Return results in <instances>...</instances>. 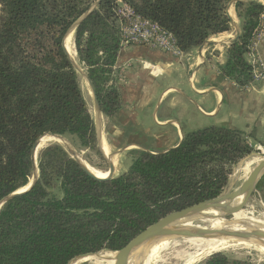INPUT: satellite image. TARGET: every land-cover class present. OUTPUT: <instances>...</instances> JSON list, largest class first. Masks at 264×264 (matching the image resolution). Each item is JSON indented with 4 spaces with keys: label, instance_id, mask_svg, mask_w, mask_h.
Instances as JSON below:
<instances>
[{
    "label": "trees",
    "instance_id": "obj_1",
    "mask_svg": "<svg viewBox=\"0 0 264 264\" xmlns=\"http://www.w3.org/2000/svg\"><path fill=\"white\" fill-rule=\"evenodd\" d=\"M96 1L0 0V201L30 182L33 148L43 133L98 150L95 119L64 48L70 27ZM232 1L102 0L73 34L102 114L112 118L122 107L121 3L170 32L186 53L231 30ZM235 8L241 32L220 71L247 87L256 77L252 44L264 2L238 0ZM253 151L245 131L210 125L167 151H134L125 172L97 180L62 143H50L38 152L35 186L0 208V264H68L81 254L118 250L167 214L220 195L234 166ZM256 190L264 202V175ZM203 264L238 261L218 252Z\"/></svg>",
    "mask_w": 264,
    "mask_h": 264
},
{
    "label": "crops",
    "instance_id": "obj_2",
    "mask_svg": "<svg viewBox=\"0 0 264 264\" xmlns=\"http://www.w3.org/2000/svg\"><path fill=\"white\" fill-rule=\"evenodd\" d=\"M227 11L231 30L210 37L182 57L143 45L121 49L116 70L122 107L111 121L112 132L126 137L119 141V149L102 127V146L106 144L113 155L114 176L131 165L134 151H167L178 146L185 134L210 125L237 128L249 135L254 146L264 145V77L241 87L220 71L227 47L241 32L235 3ZM261 25L264 28V15ZM252 55L259 62L257 71L264 75V33L252 44ZM122 152L129 157L118 169Z\"/></svg>",
    "mask_w": 264,
    "mask_h": 264
},
{
    "label": "water",
    "instance_id": "obj_3",
    "mask_svg": "<svg viewBox=\"0 0 264 264\" xmlns=\"http://www.w3.org/2000/svg\"><path fill=\"white\" fill-rule=\"evenodd\" d=\"M102 0H97L95 3L91 5L86 13H84L76 22L68 30L66 37L64 39V48L66 53L71 60L73 66L77 70V72L86 79L92 93L94 109H95V123L98 135V146L100 151L103 153L105 159L108 162V176L105 178H99L92 176L87 167V163L82 157L81 153L76 149V147L63 135L55 134V133H43L38 140L36 141L32 158H33V175L30 182L23 188L24 190L19 189L7 196H5L0 201V208L7 201L21 196L27 192H29L37 183L39 178L38 164H37V155H38V143L40 138L49 134L54 137H58L66 149L71 153L72 157L80 164L82 169L92 178L97 180H108L114 177V165L111 161L112 154L110 156H106L102 150V118L103 114L100 107V102L98 99V95L95 89V86L88 76L86 70L72 57V55L68 52L67 49V40L68 38L74 34L76 28L93 12L94 9L98 7ZM238 0H233L231 3H236ZM240 34V33H239ZM237 35V37L239 36ZM261 159L252 167L248 175H246L245 179L242 183L233 190H225L215 198L208 199L197 204L188 206L184 209L174 211L172 213L167 214L162 217L155 223L149 225L144 230L139 232L133 238H131L123 247L118 250H109L104 249L101 251H110L114 253L113 256V264H126L132 253L143 243L151 241L158 236H161L166 233H172L179 237H191V238H204V239H224L229 241H253L256 244L264 246V226L259 225V223L252 222L250 225L245 226L244 230H230V229H212L208 226L201 225H185L180 224L181 220H189L194 221L196 219H223L227 221L234 220V216L236 213L244 210L246 205L249 203L254 191L256 190L257 184L261 177L264 175V156H260ZM239 223L246 224V221L242 220ZM99 251V252H101ZM95 252V253H99ZM218 252V251H216ZM95 253H85L72 258L68 264H73L79 257H83L86 255H91ZM212 254V253H211Z\"/></svg>",
    "mask_w": 264,
    "mask_h": 264
},
{
    "label": "bare ground",
    "instance_id": "obj_4",
    "mask_svg": "<svg viewBox=\"0 0 264 264\" xmlns=\"http://www.w3.org/2000/svg\"><path fill=\"white\" fill-rule=\"evenodd\" d=\"M66 45H67L68 52L77 61V53H76V49L74 46L72 35L68 38ZM47 141L49 142V141H61V140L58 137H54L52 135L42 136L39 140L38 148L40 149L41 147H43ZM102 147L105 153L107 154L106 156H110L109 155L110 151H109L108 146L104 144V146ZM260 159H261L260 156H252L250 159L245 160L244 162L242 161L243 163L239 166V168L237 169V172H239L240 170L245 173V176L248 175L252 167ZM87 167H88L89 173L94 177L105 178L108 176V173H109L108 170L98 168L89 163H87ZM24 189L25 188H22V190ZM242 211L236 213L234 216V220L232 221H227L223 219H204V220L209 222L207 226L212 229L244 230L246 229L244 227L250 225L252 222H255L257 224L259 223V225L264 226V223L261 220L246 217L244 216ZM242 220L246 221V224L239 223ZM180 224L193 225L192 221H189V220L188 221L181 220ZM159 237H161V240H159L158 242H156V244H154L155 240ZM157 238L140 245L132 253V255L130 256L126 264H154L156 261L161 259L159 255L162 251L164 252L165 249L177 244L178 241H180L178 240V238H182L183 241H185L189 245L190 248L195 250L193 253L189 254L186 257L185 264H194L202 260L206 256L210 255L211 253H214L216 251H221L223 249H227L228 247L233 246V245H245L247 247L248 246H254V247L258 246L264 250V246L256 244L253 241L246 242V241H229V240H224V239L179 237L172 233H166L161 236H158ZM113 256H114L113 252L101 251L99 253L79 257L77 260L82 263L87 262V261H92L94 264H113L114 263ZM77 260L73 264H75Z\"/></svg>",
    "mask_w": 264,
    "mask_h": 264
},
{
    "label": "rangeland",
    "instance_id": "obj_5",
    "mask_svg": "<svg viewBox=\"0 0 264 264\" xmlns=\"http://www.w3.org/2000/svg\"><path fill=\"white\" fill-rule=\"evenodd\" d=\"M72 37H73V34H72ZM77 61L79 63L78 57H77ZM117 75L120 76L119 73ZM79 79L81 82V86H82L85 98L88 102L89 108H90V110H91V112L95 118V109H94V102H93L91 89H90L86 79L84 77H82L80 74H79ZM102 119H103L102 120V127H103V130H104V133H105L107 139L110 142H114L113 146H114L115 150L119 149V147H120V146H118L119 141L123 142L126 137L123 135L118 136L116 133L112 132V127H113L111 124L112 118H108V117L103 115ZM43 136H49V135L45 134ZM67 139L72 143V141L69 138H67ZM148 139H146V140H148ZM53 142H61V141H49V142L47 141L43 147H45L48 144L53 143ZM72 144L74 145V143H72ZM145 144H150V143H149V141H145ZM43 147H41L39 149V151ZM76 149L81 153V155L84 158V160L86 161V163H89V164L96 166L98 168H102L104 170L109 169L108 162L105 159L102 152L100 151L99 146H98V150L78 149L77 147H76ZM102 150L104 151L103 147H102ZM126 154L127 153L122 152L120 155H118L119 156L118 160H120V161H118L119 164L117 162L116 168L119 167L118 169H120L121 168L120 165L123 164V159H125L126 157L127 158L129 157L128 154L127 155ZM252 156H263V155L258 153V151L254 149L253 152H251L249 155H247L245 158H243L238 163L239 165L236 164L234 166L233 173L230 176V178H232V182L230 183V180H229V183L226 187L228 190L231 191V190L237 188L242 183L243 179L245 178V173L240 171V170H239V172H237V169L245 160L250 159ZM128 167H126V168L128 169ZM236 173H237V175H236ZM119 174H120L119 172H116L115 176H117ZM238 174H240V175H238ZM242 213L246 217L259 219L264 223V221H263L264 220V202L261 199L260 194L257 192V190L254 191L249 203L246 205V207L244 208ZM192 223H193V225L199 224L201 226H207L209 224V222L204 220V219H196ZM159 240H161V237L157 238L155 240L154 244H156V242H158ZM178 240H180V241H178L177 244L165 249L164 252L162 251L159 255L161 257V259L156 261L154 264H185L186 257L189 254L193 253L195 250L190 248L189 245L185 241H183L182 238H178ZM218 252H222V253L226 254L230 258V260H232V261H238V264H264V250L258 246H255V247L254 246H248L247 247L245 245H233V246L228 247L227 249H223V250L218 251ZM218 252H214V253H218ZM214 253H212V254H214ZM212 254L206 256L205 258H203L202 260H200L194 264H203L205 262V260H207ZM75 264H94V263L92 261H87V262L82 263V262L77 260V262Z\"/></svg>",
    "mask_w": 264,
    "mask_h": 264
},
{
    "label": "built area",
    "instance_id": "obj_6",
    "mask_svg": "<svg viewBox=\"0 0 264 264\" xmlns=\"http://www.w3.org/2000/svg\"><path fill=\"white\" fill-rule=\"evenodd\" d=\"M120 14L122 16V46L129 45H145L148 47L160 49L171 53L177 57L184 56L185 52L182 51L174 39L173 35L163 29L158 23L141 17L126 3H121ZM264 28L260 24L255 33L253 44L263 35ZM253 56V61L256 64V78H262L264 75L257 71L259 66L258 59ZM250 143V141H249ZM250 145L264 156V145L254 146Z\"/></svg>",
    "mask_w": 264,
    "mask_h": 264
}]
</instances>
